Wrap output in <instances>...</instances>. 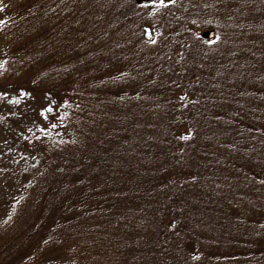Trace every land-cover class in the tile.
Wrapping results in <instances>:
<instances>
[{
	"label": "trees",
	"instance_id": "1",
	"mask_svg": "<svg viewBox=\"0 0 264 264\" xmlns=\"http://www.w3.org/2000/svg\"><path fill=\"white\" fill-rule=\"evenodd\" d=\"M3 92L0 264H264V0H0Z\"/></svg>",
	"mask_w": 264,
	"mask_h": 264
},
{
	"label": "water",
	"instance_id": "2",
	"mask_svg": "<svg viewBox=\"0 0 264 264\" xmlns=\"http://www.w3.org/2000/svg\"><path fill=\"white\" fill-rule=\"evenodd\" d=\"M137 3L141 2V1H144V0H135ZM143 31H144V38L145 39H150L151 38V30L148 26H143L142 27ZM203 36L204 37H209L210 36V32L209 31H205L203 32Z\"/></svg>",
	"mask_w": 264,
	"mask_h": 264
},
{
	"label": "snow or ice",
	"instance_id": "3",
	"mask_svg": "<svg viewBox=\"0 0 264 264\" xmlns=\"http://www.w3.org/2000/svg\"><path fill=\"white\" fill-rule=\"evenodd\" d=\"M161 3H163V0H160ZM19 92L21 93V95H25V94H28L25 92V90L23 88L19 89ZM0 95H4V96H8L9 93L7 92H3V93H0ZM13 100H15V102H19V100L16 98V97H13ZM41 114L44 115L45 114V110L44 108H41ZM48 111H51V106H48Z\"/></svg>",
	"mask_w": 264,
	"mask_h": 264
}]
</instances>
